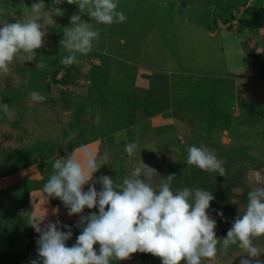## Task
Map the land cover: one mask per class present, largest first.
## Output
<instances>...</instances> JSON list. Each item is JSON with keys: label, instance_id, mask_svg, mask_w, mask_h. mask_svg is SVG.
I'll use <instances>...</instances> for the list:
<instances>
[{"label": "rangeland", "instance_id": "obj_1", "mask_svg": "<svg viewBox=\"0 0 264 264\" xmlns=\"http://www.w3.org/2000/svg\"><path fill=\"white\" fill-rule=\"evenodd\" d=\"M211 1L214 0H119L126 21L110 26L93 21L92 27L101 29L100 40L90 53L79 56L71 66L61 63L67 53L59 42L63 29L69 26V17L78 8L65 2L58 5L64 15L53 17L55 23L47 26L45 43L36 50L37 57L24 64L13 61L10 71L0 74V101L8 103L15 113L11 119L0 113V264H29L37 258L39 234L34 235L26 227L13 232L15 224L17 226L15 220L22 219L26 212L24 194L32 187L42 189L45 182L41 167L35 164L46 156L50 157L47 160H52L51 165L58 158L68 157L78 142L84 140L83 136L106 134L114 129L127 131L136 125L123 121L130 109L133 115L136 113L135 120L143 115L141 110L146 115L156 110L148 109L149 100L156 106L173 105L172 111L176 112L182 131H172L165 137L168 140L174 133L177 136L175 143H171L174 147L170 148L168 144L156 145L160 140L157 139L165 135L161 132L163 129H157L160 133H156L158 138L150 136V148L139 146L133 155L126 153L129 160L126 162L130 168L133 166L130 171L142 162L158 169L161 178L174 174L173 189L178 186L208 189L214 199L206 211L217 221V238L222 240L226 236L234 219L246 208L247 192L254 187L256 173L264 178V83L260 82L264 80L261 78L264 72L262 76L255 75L260 79L250 80L254 83L237 80L232 74L222 75L225 65L219 38L210 37L208 31L239 28L237 20L256 6L264 8V0H244L232 9L235 19H228V23H223L216 15L215 5H209ZM32 2L0 0V18L9 22L27 20L32 15ZM49 6V0H45V9ZM81 17L86 22L91 21L85 13H81ZM203 22L208 23L211 30ZM239 30L244 52L263 70L264 26ZM40 56L47 65L43 69L35 66ZM194 69L205 74L193 75L189 70ZM148 77L152 81L150 92L145 95L132 91ZM32 90L45 95L46 100L33 102L28 95ZM131 95H135L132 104L129 103ZM248 98L256 100L255 103L246 101ZM227 107L237 108L235 120L227 115ZM142 126L143 130L138 132L145 130V125ZM70 132L75 134L71 138ZM145 133L135 135L136 142L145 141ZM121 141L125 143L122 134ZM105 142L110 146L107 139ZM193 144L207 146L222 159L224 176L186 163L187 147ZM238 145L245 147V156L229 151L236 154L229 162L230 157L225 159L227 156L223 157L220 152ZM111 152L116 155L118 149ZM120 152L125 156V151ZM250 156L256 160L253 165L246 159ZM239 164L244 169L239 168L238 173L234 168ZM30 165L40 171L39 179H28L22 172ZM106 174L112 177L110 172ZM204 175L205 180L201 179ZM97 181L95 187L99 189ZM217 209L223 212V217L216 215ZM70 225L73 235L66 244L69 241L73 244L82 231L77 222ZM254 242L264 251V237ZM243 251L233 245L227 254L218 253L215 261L205 258L202 264H239L240 258L246 255ZM144 254L133 253L118 262L143 264L141 258L146 257L147 264H161L160 257ZM260 258L264 259V253Z\"/></svg>", "mask_w": 264, "mask_h": 264}, {"label": "clouds", "instance_id": "obj_2", "mask_svg": "<svg viewBox=\"0 0 264 264\" xmlns=\"http://www.w3.org/2000/svg\"><path fill=\"white\" fill-rule=\"evenodd\" d=\"M65 2L78 8L69 17V26L63 29L59 42L67 53L61 59L65 66L90 53L99 42L101 29L92 27L93 21L110 26L127 19L119 0H49L48 9L45 0H33L32 15L27 20L9 22L0 18V74H7L13 61L24 64L37 57L36 50L45 43L47 26L55 23L53 17L64 15L58 5ZM81 13L91 21L82 19ZM35 66H47L43 56ZM28 95L33 102L46 100L36 90ZM0 113L10 119L15 116L9 104L2 101ZM73 135L69 133L70 138ZM137 149L135 141L124 146L129 156ZM108 159L85 149L83 163L71 154L53 161V171L42 186L46 199L59 198L69 216L81 214L85 208L97 211L79 215L77 225L82 231L70 246L66 242L73 235L71 225L59 220L42 223L44 214L32 217L28 223L39 235L37 258L29 264H117L137 252L158 256L161 264H202L205 258L215 261L218 253L227 254L233 245L246 253L239 264H264L260 258L264 251L254 242L264 237V178L259 172L254 177V187L247 192L244 212L237 215L221 240L215 232L216 219L206 211L214 199L208 189H173L174 174L162 177L154 186L148 181L155 170L142 162L121 183L101 175L97 181L101 187L97 189L90 181L93 173L108 164ZM186 163L209 173L225 174L222 159L203 144L187 147ZM216 215L223 217V212L217 209Z\"/></svg>", "mask_w": 264, "mask_h": 264}, {"label": "crops", "instance_id": "obj_3", "mask_svg": "<svg viewBox=\"0 0 264 264\" xmlns=\"http://www.w3.org/2000/svg\"><path fill=\"white\" fill-rule=\"evenodd\" d=\"M217 32V33H216ZM208 34L210 37H218V41L220 42V54L221 57L224 60V65L225 67L222 66V64L219 62L218 63L221 64L222 66V75H226L228 74H232L233 76L236 77V79H247V82H249L250 80H255V79H260L259 77L256 78L255 75L257 76H262V73L264 72V69L260 70L258 68V64L259 63H255V60L253 57H251V55L247 54L246 52H244L243 48H242V33L240 31H236V30H231V29H226V30H218V31H208ZM190 69V68H189ZM260 70V71H259ZM191 72V74H205L204 72L199 73V71L197 69L194 70H189ZM262 79L264 78V75L261 77ZM144 82L142 85H140L139 88H136L132 91L139 93V94H144L146 95V93L150 92L152 89V81H151V77L148 79H143ZM252 82V81H250ZM256 82V81H255ZM262 83H264L263 81H260ZM254 83V82H252ZM240 87H242L243 85H240ZM264 89V88H263ZM237 90H239L237 88ZM170 96H172L171 94H169ZM135 95H131V98L129 99V103H133V99H134ZM149 98V97H147ZM149 100V99H148ZM149 104H148V109L150 108H156V110H150L151 113L149 114H144V112L141 110L140 112L143 113V115H140V118L135 120V115H133L132 113V109H130L129 114L126 116L125 120H123L124 122L127 123H134L136 125L129 127V125H127V127H129L127 129V131H118L117 129L112 130L109 133L106 134H102L101 132L97 133V134H90L87 136H83L81 142H78V144L74 147V149L72 150V152L70 153L73 159H80L81 162L83 163V153L84 150L87 149L90 152L96 153L98 154V156H105L107 154L108 155V164L102 165L100 169H98L95 173H93V179L90 181V183H93L94 185L96 184V180H98V178L101 175H104L106 173H111L112 177L114 179V181H116L117 183H121L122 182V178L129 175L130 174V170L133 168V166H131L130 168V164H128L126 161H129L128 159H126V152H125V156L121 154L120 151H124V146L127 143L126 140H128V142L130 141H135V135H137L138 133H145L144 131H146L145 136L143 138H145V141L141 142H136L138 145V147H148L150 148V144H148L149 142H151L149 139H151L150 136H152V138H158L156 137V133H160V132H156L157 129L161 128L163 130H161V132H163L164 136L160 138H158L157 140H159L156 145L160 144V145H164V144H168V146L170 148H173L175 144H171V143H175L176 137L175 133L172 135V138H170L172 141L170 142V139H166L165 137H168V134H170L172 131L174 132H179L182 131V128L180 126H178V122H180L176 117V112L173 113L172 108L173 105H168V103H166L167 105H162V106H156L151 100H149ZM246 101H252V103H255L256 100H252V99H246ZM222 103V102H219ZM218 103V106H219ZM131 107V106H130ZM158 107V108H157ZM237 108H230L227 107L226 108V113L227 115H229V117L232 118V120H235L233 118H237L238 117V113L236 111ZM229 110V111H228ZM138 111V113H140ZM180 111H178L179 114ZM231 115V116H230ZM242 116V115H241ZM144 117V118H142ZM228 118V116H227ZM230 119V118H228ZM145 122H147L145 124ZM94 124V123H93ZM145 125V130L144 131H139L140 127H143L142 125ZM97 127V126H96ZM147 127V129H146ZM94 129L95 125H94ZM160 130V129H159ZM224 130V129H223ZM97 131V130H96ZM227 131V130H226ZM238 131V129H237ZM121 134L122 137H125V143H120V139H121ZM141 136V134L137 135ZM107 139V143H111L109 144L110 146H108L105 142V140ZM164 140V142H162ZM119 142V144L116 141ZM118 146V147H117ZM119 146H121V148H119ZM114 148L118 149V152L116 155L112 154L111 151L114 150ZM160 149V148H159ZM163 152V151H162ZM50 157H43L42 161L36 163L35 165L38 167H41V170L43 171L44 174V178H45V182L48 179V176L50 175V172L53 171L52 169V165L49 163V161L52 160H47ZM49 163V164H47ZM113 163L115 164V167L110 168L109 165ZM51 165V166H49ZM109 168V171L106 170L107 167ZM34 165H30L27 168H24V170L22 172L25 173V175H28V179H32L35 177V179H39L38 175L40 173L39 170L35 171V169L33 168ZM51 167V168H50ZM155 171L152 172L149 181L150 183H153L154 186H156L160 179L161 176H159V172L158 169L154 168ZM108 171V172H107ZM37 172V174H36ZM29 173V174H28ZM126 174V175H125ZM47 175V176H46ZM43 182V183H45ZM42 184V183H41ZM84 189H87V185L84 186ZM27 193V192H26ZM24 199H25V205H26V212L23 213L22 215V219H20L21 215H19L20 218L16 219L15 222L17 223V226L15 224V228L13 232H16V230H20V228H25L26 230H28V228H30V230L32 231V233L34 235H38V233L34 230V228L28 223L30 221V219L36 215H45V220L42 223H47L49 221H56L59 220L61 221L63 224H73L74 222H78L79 220V215H85L90 211H95V208L89 210L87 208L84 209V212L81 214H73L72 216H69L67 214V209L66 207L63 205V202L59 200V198H49L48 200L46 199V196L43 192V188L40 189L38 187H32L30 189H28V193L24 194ZM23 220V221H21ZM26 224V225H25ZM62 230V229H61ZM72 243L69 241L67 243V245H71Z\"/></svg>", "mask_w": 264, "mask_h": 264}, {"label": "trees", "instance_id": "obj_4", "mask_svg": "<svg viewBox=\"0 0 264 264\" xmlns=\"http://www.w3.org/2000/svg\"><path fill=\"white\" fill-rule=\"evenodd\" d=\"M242 3H244V0H214V1H211V3L209 5L211 7V5L214 4L215 5L214 9L216 10V15L220 16V19L223 23H228V19H229V21L235 19V16H233L232 12H231L232 9L235 8L237 5L242 4ZM237 21L240 23L239 28L235 29L233 27H230L232 25L231 24L229 26L230 28H228V29L241 31L239 29H242V28L255 29V28L262 27V26H264V8L261 6H256L253 9L248 10V14L241 16ZM204 24L206 25L207 29H210L208 23H204ZM244 149H245V147H243L242 145H238L237 147H234V148L233 147L230 148V146H229L227 151L222 149V150H220V152H222V154H224L223 157L227 156V157H225V159H227L229 156L230 157L229 162H230V161H232V159H234V157L236 155L234 153H237L238 155L245 156L244 153L246 151ZM229 151H231V153L234 151V153L230 154ZM232 155H233V157H231ZM243 156H242V158H243ZM250 157H247L246 159L248 160V163L250 165H253V163H255L256 160L253 156H250ZM237 167L238 168H234V169L238 173H239V171H238L239 168L244 169V167H242V164H239ZM179 170H180V168H178V171ZM206 177L207 176L204 175L201 179L205 180ZM187 187H189V186H187ZM177 188H179V186ZM145 254L147 255L148 253H145ZM141 259H142L143 264H147L146 261L148 262V259L146 257H142ZM117 264H120V262H117Z\"/></svg>", "mask_w": 264, "mask_h": 264}]
</instances>
